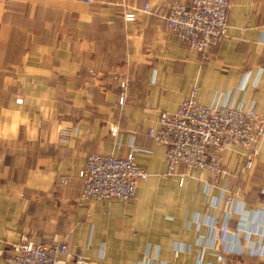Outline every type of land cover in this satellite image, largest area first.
<instances>
[{
  "label": "crops",
  "instance_id": "crops-1",
  "mask_svg": "<svg viewBox=\"0 0 264 264\" xmlns=\"http://www.w3.org/2000/svg\"><path fill=\"white\" fill-rule=\"evenodd\" d=\"M170 1L0 0V264L22 235L56 234L88 264H219L208 221L227 214L226 189L240 187L251 210L229 227L251 225L232 235L243 253L231 261L261 260L249 252L264 249V141L250 170L235 173L244 156L233 147L223 159L231 174L192 170L181 185L149 129L193 89L205 105L264 111V0H229L228 35L206 54L170 31ZM63 128L75 133L67 143ZM132 146L149 173L134 197L83 198L88 155L124 157Z\"/></svg>",
  "mask_w": 264,
  "mask_h": 264
},
{
  "label": "built area",
  "instance_id": "built-area-1",
  "mask_svg": "<svg viewBox=\"0 0 264 264\" xmlns=\"http://www.w3.org/2000/svg\"><path fill=\"white\" fill-rule=\"evenodd\" d=\"M92 2V0H85ZM229 0H171L166 3L167 24L171 32L201 54H206L228 35ZM146 3L144 12L151 11ZM127 21H136V11L125 13ZM125 88V83H121ZM124 95L120 102L123 103ZM150 136L166 147L165 157L168 163V174H179L181 182L192 170H203L216 179L219 175L231 174L223 164L222 151L233 145L243 148L245 159L236 169V174L250 170L259 153L261 138L264 136V114L258 113L254 104L245 105L217 103L205 105L193 89L186 96L177 110L161 113L158 124L149 129ZM138 148L132 146L124 157L114 154L91 153L79 172L83 182L85 198H117L126 201L134 197L137 181L149 176L148 172L135 161ZM67 183V178H62ZM224 201L230 210L223 220L211 217L208 226L212 229V238L222 247L217 252L219 264H233L230 255L243 253L239 244H231L232 235H239L240 228L232 233L229 227L231 214H241L244 209L243 190L235 193L227 190ZM264 251L251 247L253 256H260ZM6 264H88L82 252L73 251L65 237L53 235L50 238L35 240L22 235L13 242L5 254ZM264 264V260L257 263Z\"/></svg>",
  "mask_w": 264,
  "mask_h": 264
},
{
  "label": "rangeland",
  "instance_id": "rangeland-1",
  "mask_svg": "<svg viewBox=\"0 0 264 264\" xmlns=\"http://www.w3.org/2000/svg\"><path fill=\"white\" fill-rule=\"evenodd\" d=\"M92 2H93V0H92ZM257 111V110H256ZM259 113V112H258ZM261 114H264V111H262V112H260ZM160 118V117H159ZM59 141H63V142H65V143H67V142H69L70 141V139L73 137V135L75 134L74 133V131L73 130H71V129H66V128H63V129H60L59 130ZM150 135V134H149ZM264 141V136L261 138V141H260V144L262 143ZM233 147H240V148H243L242 146H240V145H233L232 147H230V148H226V149H224L223 151H222V153H221V155H222V160L224 159V153L227 151V150H229V149H232ZM258 151H260V145H259V150ZM242 154H243V149H242ZM259 154V153H258ZM243 156H244V154H243ZM258 156V155H257ZM165 159H166V157H165ZM244 159H245V156H244ZM136 161V160H135ZM167 161V160H166ZM137 163V162H136ZM138 164V163H137ZM223 164H224V162H223ZM167 165H168V163H167ZM143 168V167H142ZM251 169V168H250ZM146 170V169H145ZM147 171V170H146ZM206 172V171H205ZM208 173V172H207ZM149 174V173H148ZM190 174V173H189ZM209 174V173H208ZM170 175V174H169ZM174 175H177L178 177H179V182H180V184L181 185H183V183L185 182V180H186V176H185V179H184V181L183 182H181V176L179 175V174H174ZM224 175V174H223ZM221 175H219V177H220ZM218 177V178H219ZM62 178L63 177H61L60 178V180H59V183L61 184V185H65V184H68V182H69V179L67 178V183H64L63 182V180H62ZM217 178V179H218ZM81 196L83 197V186H82V192H81ZM83 198H85V197H83ZM85 199H93V198H85ZM225 202V201H224ZM226 203V202H225ZM249 210H251V208L249 209ZM234 216L235 215H237V216H239V214H233ZM231 216H232V214H231ZM225 218V215H223V217H221L220 218V220H223ZM250 225H251V222H250V224H249V222L248 221H246V226H244L243 227V229L242 228H240V230H241V232L240 233H245V230H249V228H250ZM245 228H247V229H245ZM243 230V231H242ZM238 231V230H237ZM237 231H236V234H237ZM242 233V234H243ZM57 235V234H56ZM53 235H51V236H49V237H46V238H50V237H52ZM46 238H43V239H46ZM216 242L217 243H219V241L218 240H216ZM225 245H218L216 248H217V250H218V252H221L222 251V247H224ZM240 247H242V246H240ZM264 247V246H263ZM262 249V248H261ZM264 250V249H263ZM83 253V252H82ZM84 254V253H83ZM104 254V253H103ZM85 255V254H84ZM232 255V254H231ZM231 255H230V259H231ZM85 257H87L86 255H85ZM261 260L259 261V262H261V261H263L264 260V252L260 255V257H259ZM88 259V258H87ZM258 262V263H259ZM130 264H164V263H161V262H158V261H150V260H145L144 261V259H141V260H139V261H135V262H133V263H130ZM256 264V263H255Z\"/></svg>",
  "mask_w": 264,
  "mask_h": 264
},
{
  "label": "trees",
  "instance_id": "trees-1",
  "mask_svg": "<svg viewBox=\"0 0 264 264\" xmlns=\"http://www.w3.org/2000/svg\"><path fill=\"white\" fill-rule=\"evenodd\" d=\"M258 262H259V261H256L255 263L257 264ZM255 263H254V264H255Z\"/></svg>",
  "mask_w": 264,
  "mask_h": 264
}]
</instances>
